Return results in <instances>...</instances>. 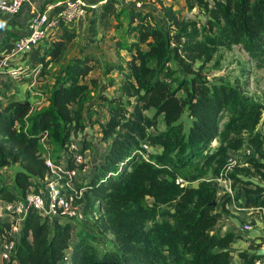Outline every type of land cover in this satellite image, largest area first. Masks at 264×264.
I'll use <instances>...</instances> for the list:
<instances>
[{"label": "trees", "instance_id": "16d2710c", "mask_svg": "<svg viewBox=\"0 0 264 264\" xmlns=\"http://www.w3.org/2000/svg\"><path fill=\"white\" fill-rule=\"evenodd\" d=\"M194 1L209 10L207 25L201 30L193 23L178 21L167 9L169 25L176 30L164 31L148 22L151 12L132 9L131 22L137 23L135 52L123 71L118 99L102 98L110 115L100 126V134L108 148L85 176L88 190L83 212L97 234L112 236L114 246L100 248L97 235L82 228L70 244L76 227L72 220H53L30 209L16 237L11 262L0 264H233L230 247L239 236L215 230L223 215L229 214L227 207L233 200L219 198L211 180H203L196 188L176 181L180 172L196 168L203 176L218 177L228 163V151L244 145L255 154L247 160L243 175L256 177L258 183L237 180L233 187L241 185L245 198L241 208L263 211L264 224V134L257 131L264 103L231 86L208 83L201 75L219 48L240 46L249 57L264 58V0H210L211 9L208 0ZM117 5V0H105L95 21L114 17ZM60 32L20 56L31 68H39V78L48 76L49 68L62 62L76 38V33L64 26ZM17 38L5 32L0 57L10 52ZM171 59L189 78L175 80L174 72L165 67ZM91 61L82 55L64 63L48 105L37 112L29 99L0 101V177L2 169L19 167L13 186L20 190V199L34 188V180H42L47 173L44 139L61 150L55 162L71 141L77 140L81 153L90 152L89 140L80 135L85 136L86 130L90 89L83 80L94 68ZM197 63L200 66L195 68ZM123 96L133 105L132 110L121 102ZM185 111L191 119L187 130L180 121ZM160 119L164 124L161 131ZM214 141L218 146L210 151ZM142 143L156 153L143 157ZM67 166L76 167L72 155ZM85 168V164L78 166L73 182L77 192L83 187L78 178ZM0 199L12 203L17 196L1 185ZM9 229V222L0 221V241L7 238ZM259 247L252 243L251 252H238L241 264L263 261L264 257L256 255Z\"/></svg>", "mask_w": 264, "mask_h": 264}, {"label": "rangeland", "instance_id": "374dc122", "mask_svg": "<svg viewBox=\"0 0 264 264\" xmlns=\"http://www.w3.org/2000/svg\"><path fill=\"white\" fill-rule=\"evenodd\" d=\"M117 2L118 5L116 7V14L114 17H110L108 20L103 22L95 21V26L93 29L89 28V32L87 31V25L84 29L82 27V25L85 23L86 17L80 23L78 22L80 28L76 34L77 39L68 46V50L62 62L60 64L52 65L48 70V76L41 78L39 81L41 86H36L35 92L31 91L28 93L31 94L32 97L34 96V98L37 97L36 101L32 105V110L34 112L45 108L48 105V100L50 98L52 88L54 87V80L61 72L64 63L68 62L75 56L88 55L91 58V63L94 68L83 80V82L86 83L90 89V93L86 98V106H89L87 111L89 122L86 124L85 136H83V134L80 135L85 138L86 141L89 140L88 142L90 143V152L86 153L85 159V167L87 168H85V170L81 173V176L78 178V180H81L80 184L83 185L80 190L81 199H78L82 202L79 204L78 209L83 214L86 204V197L84 195L88 190V188L85 186L87 182V180H85L87 177L85 176H87L88 173L92 171V164H97L99 162H94V159L99 153L103 152L105 146L107 145V143L101 140V135L98 136L101 131L100 126L105 125L107 116L109 114V107L106 102L102 100V98H112L113 100L118 99L117 97L120 95L119 88L123 81V71L125 72L131 55L135 52L134 44L137 42V31H134V28L137 23L131 22V12L134 10L141 12H151L152 16L148 22L152 25L160 27L164 31L167 29L171 31L176 30L174 27H170L169 25L170 23L168 18H166L167 9H170V12H174L178 21L195 24V28L197 30H201L202 27L206 26L209 19V10L207 11L203 5L198 4L194 0H191L188 3L184 0H117ZM208 2V8L211 9L213 4L210 0H208ZM137 4H139V6H137ZM131 6H133V8ZM99 11L100 7L98 8L95 16L99 13ZM77 24L75 26H77ZM52 38L53 36L49 38V41H51L50 39ZM47 42L45 41L44 43L46 44ZM140 47L143 50L146 48L143 44H141ZM0 58H3L0 61V101L3 103H7L10 100L24 101L26 98L25 95L27 94L24 93L23 90L19 89V86H22L23 88L27 86L25 83L29 82V79H26V77L22 75L18 78L10 76L12 82H9V79L5 78V76L9 75V71L6 72L5 70L11 68L17 69L16 67L19 66L15 64L18 63V61L23 60L22 57H20V60H6L4 59L5 56ZM9 62H13V64H10ZM199 66L200 64L197 63L195 68H198ZM165 67L174 72L173 77L175 80L189 78L181 66L172 59L166 63ZM4 72H6L7 75H2ZM201 75L208 83L231 86L236 88L243 96L253 98L260 104L264 103V58H251L244 50L240 48V46H232L230 49L219 48L215 54L214 60L203 67ZM92 81H94L95 84H92ZM180 95L183 96L184 94L181 92ZM126 100L127 97L123 96L121 102L128 110H132L133 105H128ZM30 102H33V98H30ZM130 103L134 104L133 98L130 99ZM93 115H96V118ZM180 121L184 124L185 130H187V128L190 126L191 119L188 117V113L186 111L184 112ZM96 124H98V126L94 127ZM89 125L91 126V129H88ZM163 129L164 124L161 123L160 119L159 130L161 131ZM150 131L152 133L155 132L154 130ZM257 131L264 134V110L259 125L257 126ZM77 137L74 136L73 138L77 139ZM41 144L43 148V158L45 160H51L55 162L56 157H58L61 150L57 149L55 145L49 142L47 139H44ZM141 146L145 150L144 153H141L145 158H147L146 154L156 153V149L147 147L145 143H142ZM217 146L218 143L214 141L209 150L214 151ZM254 154V150L246 145L237 151L229 150L228 163L221 170L218 177L211 179L212 176L209 173L206 176H203L200 174L198 168H196L195 170L186 174L180 172L177 176V180L180 182V186H190L193 188H196L203 180H211L217 189L219 198L229 197L233 200L235 207L243 209V211L240 213H244L246 216L240 217L242 219L239 220L238 223L241 228L243 224H245L243 220H247V222H251V224L254 221V228L247 234L256 238L261 223L258 222L257 224L255 220L259 219L261 211H246L244 208H241L245 201L241 185H236L233 187L237 180H240V182L247 180L251 183H258L256 177H246L243 175V169L248 168L247 160L253 157ZM18 168L19 167L17 165L8 166L1 170L0 177V186H8L10 190L17 196V199L15 200L16 202L23 201L20 199V190H16L13 186V176ZM235 170H238V173ZM46 177L47 174L42 180H34L33 183L35 186L34 188L32 187L30 189V192H28L26 196L30 193H38V191L43 189L45 186ZM240 199L242 202H239ZM147 203L151 205L152 200L147 198ZM8 204L10 203L0 199V221L9 220L7 222L10 223L12 219L9 218L10 214L6 208L8 207ZM254 215H258L259 217L257 216L254 218ZM60 219H62V221L70 220L65 217H61ZM71 222L73 228L75 226L76 227L74 228V231L72 230L70 244L74 243L76 240V233L82 228L86 231L92 232L94 235H97L100 248L104 249L114 246L112 236L109 233L97 234L96 231H94L90 217H84L83 221L72 219ZM236 232L238 234V230H236ZM245 234L246 233L239 231V238L242 239L246 237L247 234Z\"/></svg>", "mask_w": 264, "mask_h": 264}, {"label": "built area", "instance_id": "2783aa9c", "mask_svg": "<svg viewBox=\"0 0 264 264\" xmlns=\"http://www.w3.org/2000/svg\"><path fill=\"white\" fill-rule=\"evenodd\" d=\"M33 0H3L0 1V12L8 16L19 14L25 4H31ZM103 0L100 4L104 3ZM99 3L88 4L83 0H65L57 4L58 12L54 16H49L46 11L36 12L29 22L27 32L13 43L9 53L4 59H16L24 54H28L38 47L44 40L54 37L55 32L75 26L83 20L87 14L98 9ZM139 6V4H137ZM47 7V6H46ZM9 76L18 78L21 76L19 69H8ZM87 151L81 153L77 140L71 141L67 145V151L62 153V158L58 162L45 160L47 177L45 186L38 193H30L25 200L8 204L6 207L12 219L7 238L0 241V262H11L16 246V237L20 234L21 225L28 211L33 209L41 216L50 218L61 217L83 221L84 214L79 211V204L76 200L81 199L80 190L74 188V179L78 174V166L85 164ZM72 155L73 163L76 167L70 169L67 161ZM177 184L180 182L177 180ZM69 190V191H68ZM251 222L243 224L241 230L249 233L253 229ZM259 249L264 250V242L258 241ZM254 264H263V261H255Z\"/></svg>", "mask_w": 264, "mask_h": 264}, {"label": "crops", "instance_id": "0c3cea01", "mask_svg": "<svg viewBox=\"0 0 264 264\" xmlns=\"http://www.w3.org/2000/svg\"><path fill=\"white\" fill-rule=\"evenodd\" d=\"M0 1H3V0H0ZM47 1L48 0H33L31 2V4H25L22 7L19 14L15 15V16H8L7 14L0 12V42L4 39V34L6 31H10V32L14 33L15 35H17V37L25 34L27 32L29 22L33 19L36 12H38V11L39 12L46 11L49 16H51V17L54 16L58 12V7L56 5L64 2L65 0H50V3L45 5V3ZM83 1L88 3V4H91V3L96 4L99 2L101 3L103 0H83ZM100 5L98 6V8L100 7ZM96 11L89 12L88 15L86 16V19L84 18L85 23L83 24L84 26L82 25V27L84 29L85 26L87 25V31L88 32H89V28L93 29V27L96 24L95 19H94ZM83 20H81V21H83ZM81 21H79V23ZM79 23L77 24V26H71V27H68L67 29L69 31H74L77 34L79 31V28H80ZM60 33H61L60 30L56 31L54 37L55 38L58 37L60 35ZM76 39H77V37L75 38V40ZM15 60H20V57L16 58ZM9 63L13 64V62H9ZM15 65L19 66L16 68L19 69V72L21 73V75L26 77V79L27 78L29 79V82L25 83L27 86H25L24 88L22 86H19V89L23 90L24 93L27 94V95H25L26 96L25 99H29V101H30V98H33V102L31 103L33 105L34 102L36 101L37 97L34 98V96L32 97V95L28 94V93H30L31 91L35 92L36 91L35 87L41 86V83L39 82L41 80V78L38 77L39 68L38 67L37 68H31V66L28 64L27 60L18 61V63H16ZM5 71L8 72L7 70H5ZM6 72H4L2 75H7ZM5 78L9 79V82H12L11 77L9 75L5 76ZM37 96H38V94H37ZM21 101H23V100H21ZM88 108H89V106L87 105L86 109L88 110ZM93 116L96 118V115H93ZM108 118H109V115L107 116V120H108ZM107 120H106V122H107ZM87 122H89L88 117L85 118V123L87 124ZM95 126H98V124L94 125V127ZM88 129H91L90 125L88 126ZM100 135L101 134H98V136H100ZM107 148H108V146L106 145L103 152L99 153L97 155V157L94 159V162H98L103 158V156L106 153ZM94 164H96V163H94ZM89 174L90 173H88V175ZM239 202H242V200L240 199ZM227 208L229 210V214L223 215L220 224L215 229L217 230L219 228L221 235H223L225 232H231V233H234L236 236L240 237L239 231H241L242 233H243V231L241 230V226L239 225L238 222H239V220L242 219L240 217H245L246 214L244 215V213H240L241 211H243V209H239V208L235 207L234 204L229 205ZM245 210L246 211H251V210L252 211H254V210L261 211L260 217L258 215H254V218L257 216L259 217V219H256L255 221L257 222V224H258V222L261 223V226L258 230V234L256 235V238H254V236L247 234L246 237H244L242 239L238 238L231 245V247H230L231 254L230 255H231V259L233 260V264H241V260L238 258V255H237L238 252H246V253L251 252V251H249L248 248L252 243L254 244V246H256L258 241L264 242V224L262 222L263 211L260 209H245ZM9 218H10V216H9ZM2 221H9V220H2ZM243 221H244V223L247 222V220H243ZM236 230H238V234H237ZM263 264H264V259H263Z\"/></svg>", "mask_w": 264, "mask_h": 264}, {"label": "water", "instance_id": "95a60500", "mask_svg": "<svg viewBox=\"0 0 264 264\" xmlns=\"http://www.w3.org/2000/svg\"><path fill=\"white\" fill-rule=\"evenodd\" d=\"M213 205H215V202H213ZM53 220H58V217L53 218ZM256 255H258L260 257H264V250L258 249L256 252Z\"/></svg>", "mask_w": 264, "mask_h": 264}]
</instances>
